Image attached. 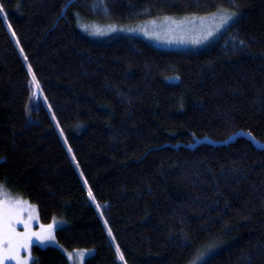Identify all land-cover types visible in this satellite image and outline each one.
<instances>
[{
  "label": "trees",
  "instance_id": "16d2710c",
  "mask_svg": "<svg viewBox=\"0 0 264 264\" xmlns=\"http://www.w3.org/2000/svg\"><path fill=\"white\" fill-rule=\"evenodd\" d=\"M0 6V183L62 221L31 264H264V0ZM218 8L199 51L85 29Z\"/></svg>",
  "mask_w": 264,
  "mask_h": 264
},
{
  "label": "rangeland",
  "instance_id": "374dc122",
  "mask_svg": "<svg viewBox=\"0 0 264 264\" xmlns=\"http://www.w3.org/2000/svg\"><path fill=\"white\" fill-rule=\"evenodd\" d=\"M225 9V8H218ZM218 9L212 13L205 15H190L182 17H160L155 19H146L138 22L115 24L107 23L99 26H92L88 30V35L96 39H102L112 36H131L139 37L145 40L153 47L168 50L179 51H199L207 47L212 42L216 41L218 37L234 22L236 16L233 17L227 24L214 28V21L222 14ZM228 10V9H225ZM230 11V10H228ZM233 12V11H232ZM211 14V15H210ZM167 18V19H165ZM203 18V20L201 19ZM175 22V23H174ZM145 31L150 33L145 35ZM211 32V35H207ZM0 185H2L0 183ZM3 186V185H2ZM3 191L11 196L26 201L15 193L8 191L3 186ZM32 204L28 201L23 204L24 211L21 213L24 219H27L29 215L33 217L30 221V228L33 232H38L41 229L42 224L39 221L36 207L31 208ZM53 224V228L50 234H45L44 239H37L35 236L31 237L28 242L27 250L21 248L18 252V257L24 260L27 257L26 264H31V248L32 246L46 247L52 246L60 248L55 239V230L62 225V221L53 219L50 223ZM17 232L25 231L24 225L16 223ZM203 256L199 253L188 264H202L211 254L203 252ZM69 264H83L84 260L92 254V250H74L64 251ZM0 264H17V260L11 256H6L0 259Z\"/></svg>",
  "mask_w": 264,
  "mask_h": 264
},
{
  "label": "snow or ice",
  "instance_id": "6c2138e0",
  "mask_svg": "<svg viewBox=\"0 0 264 264\" xmlns=\"http://www.w3.org/2000/svg\"><path fill=\"white\" fill-rule=\"evenodd\" d=\"M218 11L225 13L220 15L214 21V28H219L220 26L227 24L233 17L238 13L228 11L225 9H218ZM4 12V8L0 6V13ZM211 15V14H210ZM167 19V18H165ZM203 20V18H201ZM175 23V22H174ZM11 30V27L9 26ZM145 31V35H149ZM207 35H211V32H208ZM13 36L15 33L13 32ZM244 42L241 41V44ZM23 54V50H21ZM29 73H32L31 67L28 68ZM55 119V117H53ZM59 127V125H57ZM63 136V132H61ZM72 150L69 149V152ZM73 159H75L73 157ZM92 193L89 192V196ZM27 201H21L18 198L11 197L3 191V186L0 185V259H3L6 256H11L17 260V264H26L27 257L24 260H21L18 257V252L21 248L27 250L29 239L35 236L37 239H44L45 234H50L53 228V224L41 225V229L38 232H33L30 228V221L33 219L31 215L27 219H24L21 213L24 211L22 205L26 204ZM31 208H35V205H31ZM16 223H21L24 225L25 231L17 232L15 225ZM111 235V232H109ZM119 253V249H117ZM203 252L199 253L200 256H203ZM122 259V257H121Z\"/></svg>",
  "mask_w": 264,
  "mask_h": 264
}]
</instances>
